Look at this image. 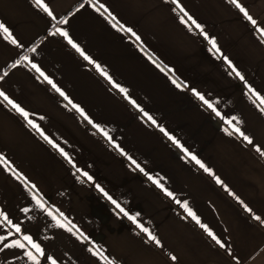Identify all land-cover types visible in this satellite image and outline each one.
I'll list each match as a JSON object with an SVG mask.
<instances>
[{
	"label": "crops",
	"instance_id": "crops-1",
	"mask_svg": "<svg viewBox=\"0 0 264 264\" xmlns=\"http://www.w3.org/2000/svg\"><path fill=\"white\" fill-rule=\"evenodd\" d=\"M0 24V264H264V0Z\"/></svg>",
	"mask_w": 264,
	"mask_h": 264
},
{
	"label": "snow or ice",
	"instance_id": "snow-or-ice-1",
	"mask_svg": "<svg viewBox=\"0 0 264 264\" xmlns=\"http://www.w3.org/2000/svg\"><path fill=\"white\" fill-rule=\"evenodd\" d=\"M233 2H235V0H233ZM0 28H4L3 24H0ZM6 30V29H5ZM75 47V45H73ZM121 91H124L123 89H121ZM63 94V93H62ZM203 167V165H201Z\"/></svg>",
	"mask_w": 264,
	"mask_h": 264
}]
</instances>
